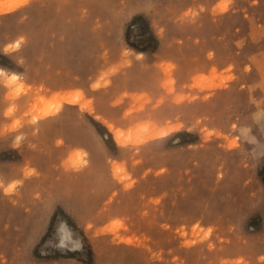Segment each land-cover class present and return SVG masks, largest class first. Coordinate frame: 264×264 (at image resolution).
Returning a JSON list of instances; mask_svg holds the SVG:
<instances>
[{
	"label": "rangeland",
	"instance_id": "374dc122",
	"mask_svg": "<svg viewBox=\"0 0 264 264\" xmlns=\"http://www.w3.org/2000/svg\"><path fill=\"white\" fill-rule=\"evenodd\" d=\"M0 2V264H264V0Z\"/></svg>",
	"mask_w": 264,
	"mask_h": 264
},
{
	"label": "trees",
	"instance_id": "16d2710c",
	"mask_svg": "<svg viewBox=\"0 0 264 264\" xmlns=\"http://www.w3.org/2000/svg\"><path fill=\"white\" fill-rule=\"evenodd\" d=\"M140 23L142 26L140 27L141 30H140V37H141V40L137 43V44H134V43H130L129 40H128V28L126 30V34H125V40H126V43L127 45L137 51V52H153L156 50L157 46H158V42L157 40L155 39L153 33L151 32L148 24L146 23V21L138 16V17H134L131 21V25H135V24H138ZM0 65L1 66H4V64L2 62H0ZM99 133V131H97ZM107 144V142H106ZM53 219L54 217L52 218V222H53Z\"/></svg>",
	"mask_w": 264,
	"mask_h": 264
},
{
	"label": "bare ground",
	"instance_id": "6f19581e",
	"mask_svg": "<svg viewBox=\"0 0 264 264\" xmlns=\"http://www.w3.org/2000/svg\"><path fill=\"white\" fill-rule=\"evenodd\" d=\"M11 10H12V7L6 8L5 5H4V3L0 2V11L1 12L7 13V12H9ZM138 56H141V54H138ZM0 75H4V70L3 71H0ZM8 79H10V80H16L17 79V76L14 75V74H11L10 76H8ZM63 102L69 103V104L76 103V104L79 105L81 111H85L88 114L91 113V109H90L89 103L83 102L81 100V97L80 96H77L76 98L71 97V96H67L66 98L63 99ZM106 127H107V129L110 132H113L112 126L106 125ZM113 135H114V139H115L116 143L118 145H121L122 144V141H121V138H120V133L118 131H114L113 132Z\"/></svg>",
	"mask_w": 264,
	"mask_h": 264
},
{
	"label": "clouds",
	"instance_id": "9594fccd",
	"mask_svg": "<svg viewBox=\"0 0 264 264\" xmlns=\"http://www.w3.org/2000/svg\"><path fill=\"white\" fill-rule=\"evenodd\" d=\"M4 69L0 68V71H3ZM251 129L249 128H241L239 135L244 139L246 143L249 144H255L256 143V138L254 136H250ZM179 142V141H177ZM264 157V156H262ZM261 157V158H262Z\"/></svg>",
	"mask_w": 264,
	"mask_h": 264
},
{
	"label": "crops",
	"instance_id": "0c3cea01",
	"mask_svg": "<svg viewBox=\"0 0 264 264\" xmlns=\"http://www.w3.org/2000/svg\"><path fill=\"white\" fill-rule=\"evenodd\" d=\"M86 128V131L90 134V135H96L97 137V134L94 132V129L92 127L88 128L86 125H84Z\"/></svg>",
	"mask_w": 264,
	"mask_h": 264
}]
</instances>
